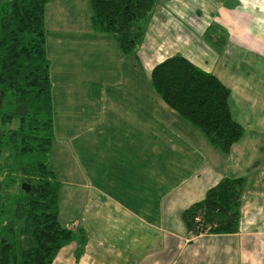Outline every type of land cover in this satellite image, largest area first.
<instances>
[{
    "label": "crops",
    "instance_id": "0c3cea01",
    "mask_svg": "<svg viewBox=\"0 0 264 264\" xmlns=\"http://www.w3.org/2000/svg\"><path fill=\"white\" fill-rule=\"evenodd\" d=\"M208 4L214 6V0H159L150 17L149 29L136 51V59L143 63L156 58L154 62L157 64L166 57L182 55L200 68L215 73L231 89L232 115L246 133L250 129L245 123L247 112L253 114L255 111L251 100H254L252 86L245 82L239 90L233 89L231 78L235 74L225 73L221 67L232 64L235 61L233 55L237 54L241 56L240 60L264 65V56L257 48L228 36L221 55L219 46L215 49L205 35L206 25L214 21ZM242 11L239 18L245 23L236 25L235 30L243 32L244 38L264 44V8L260 10L256 0H248ZM202 12L211 17L202 18ZM191 15H196L201 25ZM90 16L85 31L92 41L104 48L108 37L104 35L106 33L91 28ZM184 20L189 23L184 24ZM218 21L226 25L222 18ZM77 26L74 21L69 29L76 30ZM56 29L62 30L60 27ZM226 54L230 56L223 58ZM244 68L235 67L234 73L238 76L244 75V71L248 73ZM252 70H256L255 66ZM63 73L68 74V71ZM50 78L52 93L51 72ZM88 91L91 92L90 87ZM72 92L75 91L69 86L60 84L55 95L53 146L58 159L61 152H68L77 160L78 170L73 173L80 177L69 178L67 167H62L60 174L50 167L58 179L64 178L60 181L58 200L60 223L82 227L86 244L76 256L77 245L71 241L59 250L52 264H264V168L252 178L251 172L257 170L252 164L259 157L237 155V143L240 139L248 140L247 137L242 138V135L229 152L222 153L224 158L215 152V157H210L213 163L206 154L201 157L202 165L195 158V176L186 182L183 176L188 163L184 160L192 157L188 138L172 135L169 141L172 153L142 151V142L146 138L143 133L147 135L157 119L161 118L160 125H178L182 123L180 116L166 112L171 115L170 119L162 118L154 104L149 102L142 106L139 97L134 101L110 103L104 109L101 121L95 117L100 112L95 98L88 109L81 105L79 111L70 113L73 99L68 94ZM59 93L60 97H57ZM234 93L238 97L233 98ZM64 117L68 118L65 125L69 133L62 129ZM257 117L253 126L264 128V114L260 109ZM117 127L121 131H115ZM229 160L236 163L223 167ZM225 176L247 179L238 231L190 234L182 221V211L202 199L205 191ZM64 184H67L66 188Z\"/></svg>",
    "mask_w": 264,
    "mask_h": 264
},
{
    "label": "trees",
    "instance_id": "16d2710c",
    "mask_svg": "<svg viewBox=\"0 0 264 264\" xmlns=\"http://www.w3.org/2000/svg\"><path fill=\"white\" fill-rule=\"evenodd\" d=\"M49 1L0 3V264H52L71 241L76 242V256L86 244L82 227L60 223L61 182L48 162L54 139L45 45ZM158 1L90 0V26L111 35L122 54L136 55ZM205 35L221 45L212 34ZM150 79L156 94L221 152H229L242 136L244 127L230 108L231 90L212 72L172 55L153 65ZM246 185L243 176L220 178L182 211L187 231L237 232ZM12 186L18 190L10 192Z\"/></svg>",
    "mask_w": 264,
    "mask_h": 264
},
{
    "label": "rangeland",
    "instance_id": "374dc122",
    "mask_svg": "<svg viewBox=\"0 0 264 264\" xmlns=\"http://www.w3.org/2000/svg\"><path fill=\"white\" fill-rule=\"evenodd\" d=\"M3 1L5 0H0V3ZM228 1L230 2V6ZM246 1L248 2V0ZM246 1L214 0V6L208 4V9L212 12L214 21L210 22V24L208 23V26L205 24V32L212 34L211 39L219 40V43L221 41V45L219 46L221 55L223 53L222 38L228 36L232 38L231 40L257 48L259 53L264 56V44L262 42L244 38L242 35L243 32L235 30L239 24L245 23V20L239 18V12H243L242 9H244ZM256 1L258 9L261 10L264 8V0ZM91 13L90 0H51L47 7H45V45L47 48V57L50 59L49 72H51V76H53V103L61 84L63 87L69 86L75 91L74 93L68 94V97H72L73 99L70 104V113L79 111L81 105H84V107L88 109L95 98L98 100V106H100V112L98 115L96 114L95 117L102 121V113L110 103L113 104L116 102L119 104L120 100L134 101V99L140 97L142 106L151 102L152 105L154 104V106H156L158 114H161L162 118L170 119L171 115H167L166 112H172L176 116H179L156 94L151 86L150 70L152 65L155 64L154 61L156 58L151 59V61H153L152 63L151 61L148 62L149 60L139 63L135 54H122L114 38L107 33L104 34L108 37V39H105L106 43L104 48L99 47V44L92 41L85 31L86 21ZM191 16L195 17L196 22L201 25L202 22L196 15ZM201 17L209 19L211 16L209 14L208 17L205 12H202ZM220 18L223 19L226 25H221L218 21ZM74 21L77 22L78 28L76 30H70L69 28L72 27ZM194 22L195 21H193L192 24H194ZM188 23V21L184 20V24ZM56 27H60L62 30H57ZM148 29L149 22L146 27L147 31ZM191 33H193L192 29ZM209 42L215 49L218 47V45L212 41ZM227 56L230 55L226 54L223 58ZM233 57L235 61L232 64L227 63L226 67H221L225 73L230 71L228 74H235V76L231 78L233 89L239 90L246 82L250 83L252 86L251 90H253V95L251 97H253L254 100L252 98L251 100L253 101L255 111L253 114L247 112L245 123L247 126L250 125V129H247L246 133L243 132L242 134V138L247 137L248 140L243 141L240 139V142L237 143V145H239L237 150L238 156L250 158L252 155L253 157H259L254 159L255 161L252 164L253 167L257 168L256 171L251 172L253 178L259 170L264 168V128L253 126V120L258 119V109L264 114V65L263 63L256 65L244 59L240 60L241 56L238 54L233 55ZM58 66H61L62 69L58 70ZM254 66L256 68L255 71L252 70ZM235 67H238L239 70H245L244 67H246L248 73L244 71V75L238 76V74L234 73ZM65 71H68V74L63 73ZM223 81L228 80L223 78ZM89 87L91 92L88 91ZM138 93H140V96ZM62 96L64 97L65 94H62ZM57 97H60V93ZM235 97H238L236 93L233 94V98ZM142 109L144 110L145 107ZM178 118H180V122H182L178 125L165 123L160 125L161 118L157 119V123L153 124L151 131H149L147 135L143 133V136H146V138L143 139L142 142V151L151 150L152 152H159L162 154L172 153L173 150L169 142L172 135L175 134L188 138V145L191 147L192 157L191 159L188 158L184 160V162L188 163L184 168L183 176V179H186L187 182L188 180L191 181L195 176L193 169L195 158H197L196 162L202 165L201 157L204 154H206V157H208L211 163H213V161L210 157L214 158L217 153L221 154L222 158H224V155L222 154L223 152L218 150L207 140L205 135L198 128L189 124L181 117ZM67 119V117H64V126L62 129L64 132L67 131L69 133V128L65 125V122L68 121ZM114 130L121 131L118 127ZM114 130L108 129L110 132H114ZM98 136L101 135L98 134ZM60 155L61 157L58 159L52 144L48 154V162L49 165L55 169L56 173L60 174V169L62 167H67L69 178L76 179V177H80V175L73 173V170H78L77 160L72 158L68 152H61ZM1 163L2 160L0 158V164ZM235 163L234 160H229L223 167ZM59 180L64 181V178ZM0 182L3 185V174L1 173ZM2 185L1 187H3ZM63 187L66 188L67 184H64ZM17 188L18 187L12 186L9 191L15 192L18 190ZM5 190L6 189H4V193L7 192Z\"/></svg>",
    "mask_w": 264,
    "mask_h": 264
}]
</instances>
